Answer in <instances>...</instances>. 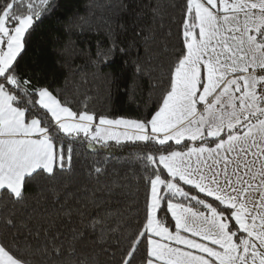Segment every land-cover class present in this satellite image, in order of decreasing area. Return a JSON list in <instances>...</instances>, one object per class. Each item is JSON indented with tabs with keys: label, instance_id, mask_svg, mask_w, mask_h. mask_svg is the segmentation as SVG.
Instances as JSON below:
<instances>
[{
	"label": "snow or ice",
	"instance_id": "snow-or-ice-1",
	"mask_svg": "<svg viewBox=\"0 0 264 264\" xmlns=\"http://www.w3.org/2000/svg\"><path fill=\"white\" fill-rule=\"evenodd\" d=\"M59 9L0 0V264H264V0H89L26 60ZM75 76L148 103L98 113ZM85 147H131L135 185Z\"/></svg>",
	"mask_w": 264,
	"mask_h": 264
},
{
	"label": "trees",
	"instance_id": "trees-1",
	"mask_svg": "<svg viewBox=\"0 0 264 264\" xmlns=\"http://www.w3.org/2000/svg\"><path fill=\"white\" fill-rule=\"evenodd\" d=\"M105 0H97V3L103 4ZM89 3V0H60V9L56 14L50 19L46 20L41 28L38 29V35L34 39V47L29 52V56L26 60H39L41 62L51 63L55 58L50 55L51 45L44 44L42 46V41L49 35H62L59 32L54 31L57 28L62 27L63 22L57 23V17L63 15L65 17L80 15H88L85 12V7ZM97 16H88L90 21L99 23L98 17L102 13V9H94ZM80 23V21H77ZM87 25H85V35L80 37L78 44L81 47H85L93 42V37L87 32ZM75 63L77 65L83 66L84 61L82 59H76ZM119 74V65L114 69H111ZM52 77L49 76V80ZM80 76H75L70 78L68 83V90L70 94H73V90L78 88L79 93L75 94V99L77 102L84 101L89 105V108L102 114H107L110 117H137L142 115V110L149 100V91L146 83L142 85L141 88L137 89L135 93L131 90L126 91L123 87V81H121V87L119 89L113 87L111 92L107 90V86L97 81L98 87H93L91 82L88 84L80 83ZM91 81V78L89 77ZM56 82L61 87L64 86V74L58 72ZM83 156L80 162L77 164V170L82 171L84 165L91 164L94 160H105L107 159V170L109 176L107 179L119 180L122 183H127L134 186L136 183V178L133 175V169L135 168L134 161V150L131 147H117L113 148L110 153H106L101 150L96 152L94 150H89L86 147L80 149ZM113 171L117 175H113Z\"/></svg>",
	"mask_w": 264,
	"mask_h": 264
}]
</instances>
